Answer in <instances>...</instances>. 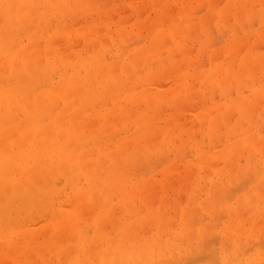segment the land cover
Returning a JSON list of instances; mask_svg holds the SVG:
<instances>
[{
    "label": "rangeland",
    "instance_id": "374dc122",
    "mask_svg": "<svg viewBox=\"0 0 264 264\" xmlns=\"http://www.w3.org/2000/svg\"><path fill=\"white\" fill-rule=\"evenodd\" d=\"M40 1L42 2H39L40 7L37 5V13L24 22H20L16 17L19 2L9 4L11 8L6 19H0V37L15 43L13 46L18 49L28 42L31 33L42 36L40 43H44L57 31L64 30L65 26L69 30L73 29L71 35L60 40V47L68 41L73 44L69 49L72 63L70 66L75 68L66 71V68L59 65L55 70H48L51 78L44 82L47 74L40 75L45 65V59L41 57L37 72L38 81L39 77H45L39 81L44 82V89H52L53 83L61 80L60 71H64L66 77L77 71L81 76H85L88 67H95L96 59L104 58L107 63L115 64V82L110 85L105 103L94 101L88 105V109L94 113H99L104 106L105 109L115 107L113 114L108 113L110 120L113 119L115 124L109 128V136L100 128L104 126H101L104 122L95 118L91 125L99 139L109 144L110 150H122L113 157L118 162L123 178L136 183L144 181L148 185L152 184L150 193L155 207L153 214H157L158 208L166 210L167 226L163 237L172 239L179 229L186 230V234L180 237L181 244L175 250L177 253L170 261L174 264H225L222 246L231 254L232 264L241 261L260 264L264 261V159H261L264 156V97L257 99L254 105H247L248 116L240 114V109L236 107L226 110L231 100H237L239 96L252 100L255 97L252 88H264V0H77L74 1L75 4L63 8L66 10V16L59 24L53 17L54 14L43 16L46 0ZM88 4L95 10H92L91 14L87 13L86 18H82V9ZM121 21L127 31L124 36L117 33V24ZM157 32H163L158 36L161 46L163 45L161 51L151 45L152 39L157 37ZM179 43L184 45V48H180ZM1 48L0 41V50ZM133 52L137 54L131 55ZM117 55L122 58L132 56V64H129L127 59L124 65L114 63ZM212 58H215L218 64L214 69L215 76L218 79H228L224 87L222 82H215V78L210 80L213 75L211 78L206 75V71L213 67ZM246 61L251 74L242 75L240 81L231 76L225 77L229 66L241 65ZM242 67L238 70H242ZM186 73L189 74L187 77ZM96 80L92 93L97 97L102 84L108 83V76L99 74ZM26 81H30L29 77ZM16 84L13 80L6 88H14ZM123 86L128 92L140 94L142 91H150L151 95L159 97L149 104L145 98L125 101ZM34 89L38 92L40 86L37 84ZM83 89H80L81 93ZM63 95L66 98V92ZM78 97H71V102L74 103ZM74 105L79 106L80 103L76 101ZM120 105L131 111L129 120L125 123H122L120 116H116ZM63 107L64 103H49V108L46 107L43 111L45 121ZM68 110L72 111L69 107ZM11 116H15L16 122L21 119L23 113L16 110L11 112ZM150 118L158 128H163L155 131V134L150 136V146L144 147L143 142L138 139L136 130L139 125L136 121L141 123ZM170 119L173 124L169 126L175 129L169 135V130L164 126H167ZM212 119L216 121V126L209 131ZM245 129L249 131L243 133ZM249 133L255 135L257 148L234 154L231 174L220 180L212 165H204V162L215 160L216 166H224L229 160V153H232L229 152L226 156L227 150H238L241 145L240 138ZM90 146L93 148V143H90ZM207 153L208 158L202 161L201 155ZM106 161L104 163L102 160L99 168L103 174L108 169L105 166L110 163L109 159ZM48 175L49 173L43 178ZM68 177V173H56L49 178L50 188L45 191V196H42L43 204L48 203L46 196L54 203L48 214L42 210L40 214L35 211L17 214L14 209H9L10 216H16L15 219L26 217L25 221H22L25 223L18 226L20 229L29 227L38 231L35 232L36 235H31L36 241L30 247L28 237H20L10 242L12 236L20 235L15 232L16 228L8 224L7 229L10 230L6 229V234L0 233V264H13L15 253L11 251L14 248L24 254L23 261L28 264H55L57 257H53L55 251L50 246L54 243L49 240L57 236L61 238V243L66 244L64 231L72 228V225L61 215L54 217L52 212L65 209L67 205H73V208L80 212L77 205L73 204L76 199L78 203L79 200L82 201L80 207L86 205H83L82 212L89 218L87 221L91 222V210L98 201L91 203L86 194L77 190V187L86 184L84 178L77 179V176H74V179L71 177L72 180L69 178L71 181H67ZM211 178L217 180L212 189ZM111 197L110 195L105 200L108 201ZM245 197V202L237 205V202ZM117 200L118 197L115 196L106 204H114ZM25 204L22 201L20 205ZM138 205L140 213L137 218L145 216L144 222L140 224L142 239L155 237L158 231L154 222H146L145 219L149 211L147 202ZM100 206L103 207L102 204ZM233 206L239 207L240 218L232 214ZM115 207L112 217L115 218L112 220L114 225L111 224V218H106L102 224V227L110 229L111 233L120 232L127 226V218L134 219L133 215H122L121 208ZM184 212L187 214L188 225L178 226L180 215ZM232 222L243 223L246 228H251L248 226L256 222L259 229L250 239L236 246L234 238L226 241L223 238V229H228L227 226ZM203 227V234L198 236ZM88 230L91 234L94 227L90 225ZM27 247L30 249L26 256ZM235 255L238 256L234 261ZM252 257L256 258L251 261ZM67 261L64 264H68Z\"/></svg>",
    "mask_w": 264,
    "mask_h": 264
},
{
    "label": "bare ground",
    "instance_id": "6f19581e",
    "mask_svg": "<svg viewBox=\"0 0 264 264\" xmlns=\"http://www.w3.org/2000/svg\"><path fill=\"white\" fill-rule=\"evenodd\" d=\"M74 1L77 0H46V5L44 4L46 11L43 12V16L48 17L54 14L53 17L56 18V21L58 20L59 24L64 21L66 16V10L63 8L70 6V4H75ZM15 2H19L16 17L20 22H24L37 13V10H39L37 5L40 7L42 1L24 0L23 2V0H0L1 21H3V17L6 19V15L11 8L9 4H14ZM92 10L95 9L88 4L82 9V18H86L87 13L91 14L93 12ZM117 25V33L124 36L127 32L126 27L122 21ZM2 28L1 26V29ZM160 30L163 31V29ZM72 31L73 29L69 30V28L65 26L64 30L57 31L44 43H40V38L42 36L31 33L28 36V42L18 49L14 48L15 46H13V44L15 43H12L2 36L0 37L2 46L0 50V233L6 234L5 230L8 227L7 225L10 224L12 228H16L15 230L17 231L15 232H17V235H20L16 237L12 236L10 242H14L20 237H28L30 239L28 246H33L36 240H33L31 235H36L35 232L38 230L34 231L33 228L29 227L20 229L18 226L25 223H22V221H25L26 217L15 219L16 216H10L9 209H14V212H17V214H21L22 212L29 213V211H35L37 214H40V210L48 214L50 208L54 206V203L49 196H46L48 203L43 204L42 196H45V191L50 188L49 178L56 173H68L69 177L67 181H71L74 176H77V179H85L86 184L77 187V190L86 194L88 200H91V203L95 204V202L98 201V204L96 206L94 205L91 210V222L87 221L89 218H86L87 215L85 217L84 212H82L84 211V204L80 207L81 200H79V203L77 199L73 202V204L75 203V205H77L76 207L79 208L78 210H80V212L76 211L73 205H69V207L67 205L65 209H57L52 212L54 217L55 215H61V217H65V220L72 225L70 226L72 228H67L64 231V237L67 239L65 241L66 244L61 243V238L57 236L49 240L54 243L50 244V246L55 251L53 252V257H57L55 264H64L67 258L69 259V261H67L68 264H174V262L170 260H172L175 253H177L175 250L178 249L181 244L179 242L180 237L186 234V230L179 229L174 233L172 239L163 237V231L167 226V219L165 217L166 210L163 211V208H158L157 214H153L155 207L152 203V194L150 193L152 184L150 183L148 185L144 181L136 183L131 179L126 180L123 178L119 171L120 167L118 166V162L113 157L117 152L121 153L122 150H110L109 144L107 142L103 143L99 139L97 132L91 125L92 121L96 119L99 122H104V124H101V126H104L100 128L105 130V132H107L106 134L109 136V128L115 124V121L113 119L110 120V116L108 115V113H114L116 110L115 107L113 109H105L103 105L104 107L100 109L103 112L99 111V113H94L88 109V105L94 101H99L102 104L105 103L110 87L112 86L111 84L115 82V64L107 63L104 58L96 59L94 62L95 67H88L85 76H81L79 71H77L71 76L66 77V73L59 70L61 80L54 82L51 86L52 89L43 88L45 85L44 82H47L48 79L51 78L48 70H55L59 65L66 68V71L75 68V66H70L72 63L70 62L71 54L69 53V49L70 46L73 47V44L68 41L63 43V46L60 47V40H62L64 36L71 35L73 33ZM162 33L163 32H157V37L155 36L151 42V45L153 47H158L159 51L163 49V45L161 46V41L158 37L159 34ZM42 40L43 39H41V41ZM178 46L184 48V45L181 43H179ZM135 54L137 53L133 52L131 55ZM41 57L45 59V65L42 67L44 70L43 73L45 74L42 73L40 75H49L48 77L47 75L45 76L46 81L44 82H39L41 79L45 78L43 76L41 78L39 77L38 81L39 75L37 70L41 65ZM126 59L129 64H132V56L122 58L120 55H117L114 63L124 65ZM211 60L213 67L211 70L206 71V75L208 78H211L213 75L210 80L215 78L216 80L214 81L222 82V86L224 87L225 84L228 83V79H218L215 76L214 69L218 64L215 58ZM241 66H243L242 70H238ZM250 71L251 69H249L246 61L241 65H236L234 67H232V65L229 66L225 77L231 76L234 80L240 81L241 76L251 74ZM99 74L108 76V83L102 84L101 90H99L100 94L96 97V95L92 93V90L95 82H97L96 77ZM188 75L189 74L186 73L185 77ZM28 77L30 81H26ZM13 80L17 83L14 88H6L12 84ZM22 82L24 83L21 84ZM37 84L40 86L38 92L34 89ZM81 88H84L82 93L80 91ZM186 88L192 89L187 86ZM12 89H14V91H12ZM122 89L125 90L123 95L125 101H136L137 99L145 98L146 102L149 104L152 100L159 97L158 95H151L150 91H142L139 94L138 92L126 91L124 86ZM63 90H65L64 92L67 94L66 98L63 95ZM252 91L255 95L252 100L239 96L237 100L233 99L230 101L226 110L236 107L240 109V114L248 116L249 106L247 105H254L257 99L264 97V88H252ZM260 91H262V93H260ZM73 96H79L74 101V103L78 101L80 103L79 106L71 102L70 99ZM53 101H56L58 104L64 103L65 107L60 108L53 117L50 116L49 120L45 121L46 116L43 111L46 107L49 108V103ZM119 101L122 102L121 100ZM68 107L71 108L72 111H69ZM16 110L22 111L23 116L21 119L14 122L15 116H11V112ZM130 112L129 108L120 105L116 116H120L122 123H125L129 120L128 117ZM66 118L68 119L65 120ZM91 118L93 119L91 120ZM66 121L70 123L66 124ZM136 123L139 125L136 130L139 134L138 139L143 142L140 143H142L144 147L150 146V136L154 135L155 131L161 130L159 128H163H158L152 118L142 121L141 123L136 121ZM171 124H173V122L170 119L168 120L167 126H164L167 131L169 130V135L172 134L175 129L169 126ZM176 126L177 122L175 123V127ZM214 126H216V121L212 119L209 123V131H212ZM248 131V129H245L243 133H247ZM240 142L241 145H239V149L235 152H233L235 150L234 148H229L227 150L226 156L229 152L232 153H229V160L220 168L215 165V160L205 161L208 158V153L206 155H201L200 158L202 161H205L204 165H212L214 172L217 173V177L220 176L219 179L221 180V178L231 174L234 154L242 153L244 150L249 151V149L253 147L257 148L258 144L255 135L250 133L240 138ZM90 143H93V148L90 146ZM249 155L250 153H248V156ZM213 158H215V156H213ZM105 159H109L110 163L105 166L108 167V169L105 171V174H103L99 171V168L102 160H104V163L107 162ZM261 159H264V156H262ZM104 163H102L103 166ZM47 173H49V175L43 178ZM80 175H82V177H78ZM69 178H71V180H69ZM100 183H102L103 186H100ZM216 183L217 180L211 178L210 189H212ZM253 191L255 192L256 189ZM110 195L112 196L111 198L115 196L118 197V200L116 203L108 205L106 203L111 198L108 199V201L105 200V198ZM246 199V197L241 199L242 201L240 200V202H237V205H241ZM17 200H21V202L23 201L26 204L22 206L20 205L21 202L18 203ZM141 202H147L148 204L149 211L145 218L146 222H154V227L158 231L155 237L149 239H142L141 236L142 225L140 226V224L144 222L143 218L145 216L143 215L144 217L140 216L137 218L140 213L138 203ZM14 204L16 206H14ZM100 204H102L103 207H101ZM159 205L161 206V203ZM115 206L121 208L122 215L127 216L130 214L134 216V219L131 220L127 218L126 221L128 220L129 222L127 226L122 228L120 232L111 233V230L104 229L102 224L105 223L106 218H111V224L114 225L112 220L115 218L112 217H114L113 213L116 208ZM238 208L239 207L233 206V211L231 212L240 218L241 213L238 211ZM8 215L10 218H8ZM187 219V214H185V212L181 214L178 226L188 225ZM3 221L6 222L3 223ZM168 221L170 222L171 219ZM251 221L253 222V220ZM90 225L94 227V232L91 234L88 230ZM235 225H237V227H235ZM227 227L228 229H223V234L225 235H223V238L225 241L234 238L236 246L240 245L244 240L250 239L259 229V225L256 222L248 226L251 228H246L243 223L239 224L236 222H232ZM150 229L151 228H149L148 231H150ZM234 229L235 231L233 232ZM146 231L147 230H145V232ZM203 232L204 227L199 230L198 236H201ZM169 234L171 236V232ZM30 247L26 248V256L29 253L28 250ZM16 249L14 248L11 251L15 253L13 264H28L26 261H23L24 254L17 252ZM228 250L231 249L228 248ZM221 252L223 253V259L226 261L225 264H232V256L225 250V247L222 246ZM62 256H64L63 259ZM237 256H234V261ZM254 258L256 257H252L251 261L254 260ZM262 262H260V264ZM185 263L189 264V262ZM233 263L235 264V262ZM238 264L248 263L241 261Z\"/></svg>",
    "mask_w": 264,
    "mask_h": 264
}]
</instances>
